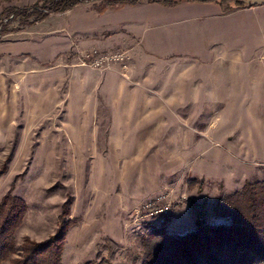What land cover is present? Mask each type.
I'll return each instance as SVG.
<instances>
[{
	"label": "rangeland",
	"instance_id": "rangeland-1",
	"mask_svg": "<svg viewBox=\"0 0 264 264\" xmlns=\"http://www.w3.org/2000/svg\"><path fill=\"white\" fill-rule=\"evenodd\" d=\"M39 1L0 0V17L5 24V8ZM111 3L87 2L34 26L12 22L7 32L0 24V203L12 194L26 204L17 247L48 241L65 219L62 264H143L161 241L155 235L192 229V201L211 213L221 194L264 180V23L255 50L216 41L212 55L228 61L215 68L187 57L149 66L142 84L157 93L125 95L140 109L106 110V72L126 74L131 58L126 69L94 68L83 65L87 56L114 51L76 45L99 32L87 9ZM246 7L264 22V4ZM148 97L155 109L143 108ZM126 114L134 124L121 123ZM166 206L168 214L154 213Z\"/></svg>",
	"mask_w": 264,
	"mask_h": 264
},
{
	"label": "trees",
	"instance_id": "trees-1",
	"mask_svg": "<svg viewBox=\"0 0 264 264\" xmlns=\"http://www.w3.org/2000/svg\"><path fill=\"white\" fill-rule=\"evenodd\" d=\"M104 0H41L32 7L5 8L2 31L12 22L34 26L74 10L84 3ZM111 5L143 3L175 7L182 3L215 4L224 15L246 9L239 0H110ZM25 202L12 194L0 203V264H62L70 224L62 220L58 233L44 243L26 239L17 247L15 233L26 213ZM193 227L183 234H159L143 264H264V180L247 183L242 190L221 194L210 213L205 204L192 201ZM68 210H65L66 216ZM213 218L210 221L209 218ZM159 233V232H158ZM16 256L18 258H16ZM96 264H114L100 261Z\"/></svg>",
	"mask_w": 264,
	"mask_h": 264
},
{
	"label": "crops",
	"instance_id": "crops-1",
	"mask_svg": "<svg viewBox=\"0 0 264 264\" xmlns=\"http://www.w3.org/2000/svg\"><path fill=\"white\" fill-rule=\"evenodd\" d=\"M87 10L91 15L86 22L88 21L90 26L98 29L99 32L91 34L90 41L85 43L80 41L79 45L75 44L78 48L86 47L105 52L114 51V53L120 50L131 52L129 56L132 62L129 65V72L123 74L120 66H113L106 72L108 85L105 86V93L111 95L107 97L106 110L140 109L142 104L137 97L133 103H130L127 102L125 95L133 96L145 92L149 96L157 93L152 85L142 84V79L148 77L146 68L149 66L187 57L206 64L210 63L212 65L208 66L215 68L213 63L216 65L228 61L227 58L222 59L219 55H212L211 47L216 41L234 46L240 39L239 43H242L240 48L251 46L255 50L258 48L256 40L258 29L264 23L258 18L259 8L235 10L224 15L220 7L215 4L182 3L173 8L150 3L137 6L116 4L102 11ZM227 26L232 30L230 34L227 37L220 35L217 38L215 34ZM205 31L206 33L210 31L211 34L209 37L207 34L203 40L201 36ZM98 88L99 86L96 87ZM149 99V97L144 98L146 102ZM161 100L162 98L159 97V105ZM143 108L155 109L156 105L148 101L144 103ZM98 109L104 107H97L95 114L96 112L98 114ZM132 118L134 117L131 114L123 115L124 120L121 123L132 125L135 123Z\"/></svg>",
	"mask_w": 264,
	"mask_h": 264
},
{
	"label": "built area",
	"instance_id": "built-area-1",
	"mask_svg": "<svg viewBox=\"0 0 264 264\" xmlns=\"http://www.w3.org/2000/svg\"><path fill=\"white\" fill-rule=\"evenodd\" d=\"M129 60H130V56L127 52H116L110 56H104V57H101V56L95 57L94 55L87 56L85 58L83 65L89 64L90 66L94 68H99V67H102L107 62H114V63L123 65L124 69H126V64L128 63ZM169 211H170L169 206H166L159 210L157 209L154 213L157 215L159 214L165 215V214H168Z\"/></svg>",
	"mask_w": 264,
	"mask_h": 264
},
{
	"label": "water",
	"instance_id": "water-1",
	"mask_svg": "<svg viewBox=\"0 0 264 264\" xmlns=\"http://www.w3.org/2000/svg\"><path fill=\"white\" fill-rule=\"evenodd\" d=\"M246 6L263 5L264 0H239Z\"/></svg>",
	"mask_w": 264,
	"mask_h": 264
}]
</instances>
